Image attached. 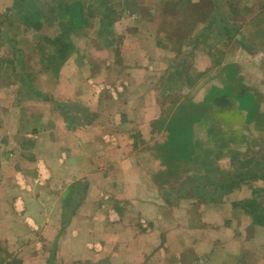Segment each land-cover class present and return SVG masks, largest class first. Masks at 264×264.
Masks as SVG:
<instances>
[{
    "label": "crops",
    "instance_id": "crops-1",
    "mask_svg": "<svg viewBox=\"0 0 264 264\" xmlns=\"http://www.w3.org/2000/svg\"><path fill=\"white\" fill-rule=\"evenodd\" d=\"M130 1L133 6L131 2L129 7L124 6L123 13L127 16L121 19L122 23L118 21L119 16L115 17L106 37L101 34L99 25L92 34L95 25L86 14L84 6L87 0H0V14L5 13L15 23L39 33L48 22L45 8L52 6L55 16L52 19L48 16L51 22L48 26H56L58 30L59 24H63L64 29L73 28L70 36L79 37L81 44L75 46L74 55L62 65L57 76L58 85H87L89 76L84 78L82 73L80 78L77 72L82 71L79 68L90 69L92 76V66L88 65L92 62L90 54L95 53L97 57L102 55V59H106L107 53L111 51L119 55V63H116L114 56L113 64L101 60L103 74L116 71L120 76L121 71H129L128 75L135 80L131 84L145 85L147 82L150 86L153 82L149 80L159 76L163 72L161 69L165 70L167 65L173 68L179 65L178 61L173 60L174 56L169 54L180 55L177 46L182 36L187 39L191 35L189 40L200 47L196 40L200 33L209 30L206 21L211 16L214 3L212 0H156L148 4L150 8L145 6L147 3L140 4L139 0ZM117 6H120L119 3ZM252 15L259 17L261 12H252ZM125 19L128 22H124ZM121 24L124 25L123 33L118 29ZM154 26L156 29L152 31ZM40 33L50 39L62 34L61 31L55 34L50 30ZM120 34L123 43L118 52L113 48L112 39ZM43 35L38 34L37 37ZM91 36L95 44L83 41V38ZM18 48L24 54L23 48ZM131 53L134 58L127 59ZM213 70L214 67H210L208 74ZM142 73H151V76L142 80ZM216 73H222L223 86L208 88L202 99L197 93L191 97L183 96L182 100L174 98L175 111L182 103H192L196 107V120L180 122V130L171 122L158 129L151 119L137 124L139 118H144L142 115L154 107L163 108L159 93L138 89L125 95L117 92L120 87L110 88L107 84L102 85L101 89L106 87L110 91L95 90L91 86L84 88L91 96V102L89 98L85 100L83 94H72L71 99L64 100L79 103L76 104L78 107L63 103L67 115L64 108L50 109L45 101H38V105L32 104L30 110L33 120L23 115L31 105L23 110L16 101L18 103L6 108L8 110L4 109L8 117L19 113L14 120L17 127L14 131L16 134L19 131L22 139L30 138L33 143L24 149L19 148L18 144L16 146L22 154V165L35 170V183L32 194H28L29 198L16 199L13 206L16 228L9 229L17 242L27 243L29 238L26 234H30L33 239H37L34 243H44L53 251L48 255V262L41 255L37 259L33 258V261L38 264H166L171 260L170 264H193L196 261L198 264L200 261L201 264H207L216 248L226 242L232 246L225 248L230 254L234 247H237L234 250L239 254L245 252V245L256 238L255 235H248L249 229L253 228L254 231L256 224L243 206L229 210L232 215L218 233L211 226L199 227L200 209L205 210L206 218L209 219H205L207 221L215 220L214 215L220 210L207 203H193L189 209L182 210L185 218L186 211L190 210L188 213L192 214V209H198L193 217L186 216L188 222L185 228L173 223L159 224L161 218L166 221L169 217L164 210L171 212L161 195V192L164 195L168 193V178L178 182V185L190 184V180H201V175L214 169L227 155L225 153L236 150L241 144L232 140L230 124L235 116L232 108L235 113L241 114L245 107L238 100L245 93L237 91L242 80L239 66L226 64ZM212 78L208 75L195 89H203ZM119 80L124 81V78ZM168 88L174 93L167 94V98L179 95L175 92L178 88ZM225 93L229 98L213 106ZM95 97L98 99L97 105ZM147 99L154 100L150 110L147 109ZM53 100L59 101L57 98ZM80 104L90 106L91 110L84 109ZM71 107L73 113L69 111ZM148 127L158 129L162 135L163 132L167 133L166 141L163 144L160 142L158 146V154L152 150L156 149L157 142L147 137ZM6 129L7 126L4 135H7ZM201 129L204 134L200 132ZM244 136L241 142L245 147L240 146L243 150L248 149L246 145L250 143L248 135ZM21 174H27V171ZM25 176L28 180V176ZM23 178L18 176L21 186L25 185ZM20 191L25 194L24 190ZM181 193L194 198V192ZM239 199L241 202L242 199ZM143 205L148 206L149 211L145 207L141 210L140 206ZM141 211L143 215H140ZM4 227L6 224L0 225V228ZM216 235L224 241H217ZM160 241L164 243L160 245Z\"/></svg>",
    "mask_w": 264,
    "mask_h": 264
},
{
    "label": "rangeland",
    "instance_id": "rangeland-1",
    "mask_svg": "<svg viewBox=\"0 0 264 264\" xmlns=\"http://www.w3.org/2000/svg\"><path fill=\"white\" fill-rule=\"evenodd\" d=\"M120 1L121 0H101V2H104L105 5L103 8L105 11V19H107V15H111V11L109 10V12L107 9V5L110 2H113L115 5V10L117 11V13H115L114 17L119 16L120 18L118 21L121 22V19H123L124 16H127V14L123 13L125 11L124 6L126 5V7H129L130 2L133 6V2L130 0H126L122 4V6H117V8L116 4L118 5ZM154 2H156V0H139L140 4L147 3L145 4V6H149L150 8L151 5L148 4ZM212 2L214 3V0H212ZM92 4L98 6L100 2L98 0L97 2L96 0H93ZM221 4L222 8L224 9V13H226L228 18L230 19V24H237L243 27L241 31V36L244 39L243 42L238 41L235 37L229 40V38L225 35H223L221 41L216 42L214 39V34L211 33L210 35H206L210 32L211 29L205 30L204 32L199 34V37H197L196 41L197 44L200 45V47L195 46V44L189 40V38H191V35L189 37L187 36L188 40L184 39V37L182 36V40H179L177 46L180 55L169 54L170 56H174L173 60L175 62L178 61L177 63L179 65L175 66L174 68L168 67L167 65L165 70L161 69L163 72L160 75L159 73H157V75L159 76H156L155 79L149 80L153 82V84H151L150 86H148L147 82L145 85L131 84V82L133 83L135 80H132L131 75H128L129 71H121L120 76L116 71H110L109 73L103 74V70L100 68V66L101 60H104L105 58L102 59V55H100V57H97L95 53L90 54L92 57V62L88 63V65L92 66L93 77L90 76L91 70L86 69V67H80L79 69H81L82 72H77L78 74H80V78H82V73L84 75V78L85 76H89L86 80L87 85L83 84L81 87L79 85L75 86L74 84L58 85V78L55 77V75L52 73L51 68L49 71L45 62V56L47 54L45 53L46 49L43 48L45 45H48L45 41V38H47V36L43 35V33L40 32H48L50 30L55 34H58V32H60V28L59 30L56 26H54V28H50L51 26H48V23L50 24L51 22H47V25L39 30V33H36V31L34 30L32 31L30 29H26L22 24L19 25L17 24V22L15 23V21L11 20L7 14H0V109L2 108L0 110V225L6 224V227H4L3 229L0 228V264H38L37 261H33V258L37 259L39 255L43 256L44 261L46 260L48 262V255L53 252L51 251L50 247L45 245L44 243H42V245H37V242L34 243L33 241L37 239H33V236H31L30 234H26L29 238L28 240L25 239L27 240V243H23V241L17 242V238L12 237L13 233H11V231L9 230L16 228L15 223L17 220L15 218V215L13 214V206L16 199L18 197H22V199L29 198L28 194H32V191L34 190L33 184L35 183V170L22 165L24 161H22L21 159L22 154L19 148L22 147L24 149L26 146L29 147L31 146L32 142L30 141V138L27 139L24 137V139H22L19 131L17 134L15 133L16 131H14L15 129H17L14 120L19 113L8 117L4 109L9 108L14 103L18 102V105L21 106V108H24L23 110H27V107L31 105L29 107V110H27L28 113L24 111L23 115L24 117L33 120L30 108H32V104L38 105V101L41 103L42 101H45V104L50 109L55 110L57 108H64L63 103L71 104V106L73 107L76 106V104H79L77 101L64 102V100L71 99L72 94H83L85 100L89 98L91 102V96L88 95L86 93V90L84 89L90 86V88H93L95 90H104V92L105 90H110L106 87L104 89H101L102 85L106 86L107 84V86L110 88L120 87L119 91L117 89V92H122V94L125 95L130 92L133 93L135 91H138V89H144L146 92L148 91L152 94L159 93L163 108L154 107V109L148 111L146 115H142L144 116V118L140 117L137 124L141 125L145 121L147 122L151 119L152 124L155 125V127L161 128V126L168 125L171 119L174 117V114L176 112L174 98H176L177 100H182L181 97L183 96L191 97L193 96V93H197L199 94V98L202 99L208 88L214 85H218L220 87L223 86V75L222 73H216V70L222 68L226 64L238 65L241 73L240 77L242 79L238 89H248V91L250 90L252 94H254L255 99L257 100L256 112L260 115L262 113L263 118L261 116H254L250 118L247 109H242L241 114H239L241 118L233 116L230 120V124L232 126L231 138L233 139V141H236V143L241 144L236 147V150L232 149L231 151L225 153L227 155L223 157V159L217 166H214V169L209 170L208 172H205L203 175H201V180H190V184L187 182L182 185H178V182L171 180L170 178L167 179L169 186L168 193L167 195H164L161 192V195L165 201V204L168 205L167 208L170 209L171 212L168 210H164V212L167 213L169 217L166 221L164 218H161L159 220V224L163 225L166 223H173L177 227L185 228V225L188 222V218L186 216L193 217L198 212V209H192V214L188 213L190 210L188 212L186 211L185 218H183L184 212H182V210L189 209L193 203V205L199 204V202L200 205H206L207 203L210 206L215 205L217 209L220 210L216 211L214 215L215 220L207 221L205 220L208 219L206 218L207 216L205 214V210L200 209L199 227L202 228L203 226H205V228H208V226H211V228L218 233L220 232V228L226 224V221L228 220L227 218L232 215V213L229 212L230 209H235V207L239 208L241 206H248L250 203H246L252 200L254 197L256 198L255 205L259 208L263 207L264 209V193L258 192L257 194H253L254 191L256 192L257 190H260V188L264 189V179L262 178L263 175H261V177H258L259 179L251 176L238 177V174L236 175L237 167H239V165L241 164H244V159L250 161L254 156V152L259 153V158L264 157V0H221ZM194 9L195 8H193V10ZM204 9L206 10L207 7H205ZM45 10L47 16H45L46 18H48V16L49 18H52L54 16V10L52 9V6H47ZM121 11L123 14H121ZM258 11L261 12V15L259 16L260 19L257 18L259 20L258 28L260 29L254 30L251 28H247V21L254 17V15L250 16L251 13H257ZM97 18L99 20L100 16L98 15ZM127 19H125L124 22H128ZM250 22L251 21H249V23ZM93 25L95 26L91 30L92 34L93 32H95V28L98 27V21L96 19L93 20ZM122 27H124V25L121 24V26H119L118 28L121 33L124 32ZM155 29L156 26L151 28L152 31H154ZM211 32H213V30H211ZM38 34H42L43 36L37 37ZM204 37H207V39L203 42ZM91 39L93 40L91 41ZM70 40L75 46L81 44L79 37L71 35ZM112 40L114 41V50H117L119 52V47L122 48L123 43L122 35L120 34L117 37H113ZM83 41L91 42L90 44H95L93 36H91L90 38H83ZM19 46L23 48L24 54L19 55V53H17V50H19ZM248 46L249 48H247ZM201 50H203L205 53L201 52ZM107 56L108 57L105 59L107 60V64L109 62L113 64L114 57L116 63H119V61H117L119 60V55L117 53L109 51L107 53ZM75 57L78 56L76 55ZM130 58H134V54L131 53L130 55H128L127 59ZM84 62L85 64H87L86 60H84ZM50 67L53 68L51 64ZM210 67H214V70L208 74V72L210 71ZM162 74L164 75L161 76ZM208 75L213 77L208 82V85H205L203 89L200 90L195 89L199 84L204 82V79ZM146 76H151V73L150 75H144V73H142L140 79L144 80ZM233 77L234 72L231 73V78ZM123 78L124 81L119 80ZM29 79H31L29 82L31 84L30 90L26 89L24 86V83L26 81L28 82ZM97 80H99V83L97 82ZM171 86L172 88H178L177 91L175 90V92H177L179 95L175 93L176 95L167 98V94L174 93V90L170 91L168 88ZM238 92L240 93L241 90ZM37 93L43 94L44 97H37ZM54 98H57V100H59L60 102L62 101V103H60L59 101H54ZM228 98L229 97L227 93L221 95L220 100L214 102L213 106L218 102L222 104V101L227 100ZM97 100L98 99L95 97L94 102L96 105L98 102ZM146 102L147 109L150 110L152 104L154 103V100L147 99ZM172 104L174 105V107H172ZM80 105L84 109L91 110L90 106H83L82 104ZM141 105H143V102H141ZM59 111L62 112V110ZM69 111L73 113V108L71 107ZM65 114H68L66 109ZM246 116H248L249 122L243 123L242 120H244ZM257 117L258 120H255ZM128 120H130V118ZM125 121L127 125L128 122L127 120ZM6 126L8 127V129H6L7 135H4L3 133H5ZM201 127L203 126L201 125ZM153 128H147V130L150 129L147 137L150 136L153 142H157V144L155 145L156 149L152 150H154V152L158 154V149L160 148L158 146L161 145L160 142L164 143L166 141L165 136L167 135V133L165 132V134L163 132L162 135L160 133L161 131L158 132L159 128H154V131H152ZM22 129L26 130L23 126ZM140 129L143 130V127H141ZM200 132L204 134V130L201 129ZM8 133L10 134L8 135ZM244 134L248 135V139L250 142L247 143L246 148L248 149L245 150H243V148H240L241 145L244 146V144H242L241 142L243 138H245ZM17 144L18 146H20L19 148L16 147ZM250 149H253V151H249ZM133 151L134 150H132L131 152L133 153ZM234 151H237V156H235ZM262 165L263 172L261 174H264V164ZM24 170L27 171V174H21L24 173ZM25 175L28 176V180L25 179ZM18 176L24 177L22 180H24L25 185L21 186L18 183ZM20 190H24L25 194H21L22 192ZM181 192H194V198L186 197L187 195H184ZM19 193L21 195H19ZM239 197L242 199L241 202H239ZM211 200H215V202H212ZM233 200L236 201L233 202ZM144 207L146 211H149L148 206L145 205L140 206L141 210ZM152 214L154 215L153 212ZM140 215H143L142 211ZM153 215H151L152 218ZM229 220H231V218ZM19 222L22 223L21 221ZM252 229L253 228L249 229L248 235H255L256 238H254L252 242H249L245 245L246 248L244 247L243 249L245 250L244 253H237L234 250L237 247H234L232 254H230L229 252L225 251V248L227 246L229 248H232V246H230V243H222L218 248H216V251L210 255L209 259L211 260L207 264H264V221L262 225H256L254 231ZM6 232H9V234H7ZM219 240L221 242L224 241L223 238L217 237V241ZM161 243L164 242L160 241V245ZM163 248L166 249L165 245L163 246ZM170 261L171 260L166 262V264H170ZM201 262L202 261H200V264ZM57 264H63V262H57ZM183 264L189 263L183 262ZM193 264H198V262L196 261Z\"/></svg>",
    "mask_w": 264,
    "mask_h": 264
},
{
    "label": "trees",
    "instance_id": "trees-1",
    "mask_svg": "<svg viewBox=\"0 0 264 264\" xmlns=\"http://www.w3.org/2000/svg\"><path fill=\"white\" fill-rule=\"evenodd\" d=\"M98 1L100 2V4L98 6H95L92 4L93 3L92 0H87V4L84 7L86 8V14H87L88 19L91 20L92 23H93V20L96 19L98 21V25L100 26L101 34L106 37V34L109 33V31H110V27H111L112 22L116 19L112 15H115V13H117V11L115 10L114 3L110 2L107 5L108 6L107 9H108V11L109 10L111 11V15H107V19H105V11L103 9L105 6L104 2H101V0H98ZM125 1L126 0H121L119 2V5L122 6V4ZM96 2H97V0H96ZM53 13L55 16L54 11H53ZM121 14H122V11H121ZM98 15L100 16L99 20L97 18ZM54 16L52 18H54ZM257 18L260 19V17H258V16L250 19L249 21H251V22L248 23L247 28H251L254 30L260 29V28H258L259 20ZM47 21L50 22L48 20V18H47ZM229 21H230V19L228 18L226 13H224V9L222 8L221 0H214V8L211 11V16L209 17L208 21H206V28L213 30V32H211V30H210V32L207 33L206 35H210L211 33L214 34V36H215L214 39L216 42L221 41L223 35L227 36L229 38V40H231V38L233 39V37H235L238 41L243 42L244 39L242 36L237 37V35H239V34L241 35V31H242L243 27L240 25H237V24L231 25ZM62 25L59 24L60 31L62 32V34L60 36L56 37L55 39L45 38V41L48 45L47 46L45 45L43 48V49H46L45 53L47 55L45 56V62H46L47 68L49 69V71L51 68L52 73L55 75V77L58 76V73H59L62 65L75 52V45L70 40V34L73 33L74 30H73V28H70V27H68L69 29L68 28L64 29L62 27ZM99 26H98V28H99ZM206 39H207V37H204L203 42ZM247 48H249V46ZM17 53H19V55H21L20 50H17ZM21 58H22V56H21ZM50 64L53 66V68L50 67ZM30 80L31 79H29L28 82L26 81L24 83L25 88L29 89V90H30V86H31V84L29 83ZM240 90L243 93L245 92L244 95H242L238 99L242 102V105L245 106L243 110L247 109V111L249 112L250 118L254 117V116H258V117L261 116L263 118L262 113L260 115L259 113L256 112L257 100L255 99V96L249 92L250 90L249 91H246L247 89H245V90L240 89ZM240 90L237 89V91H240ZM37 95L44 97L40 93H37ZM238 100H236V101H238ZM232 103L234 104V98L232 99ZM195 109H196V107L192 103H182V105H180L178 107V109L176 111V115L171 119V121H170L171 124L175 125L178 128V130H180L181 129V128H179L180 122L183 123L182 121L191 120V119L196 120L197 116H196ZM232 112L235 114V116L237 118H241L239 114L235 113L233 108H232ZM258 117L255 120H258ZM242 121H243V123L249 122L248 116H246L244 118V120H242ZM175 151L176 150H172V152H175ZM249 151H253V149H250ZM234 152H235V156H237V151H234ZM179 153H181V152H179ZM183 154H184V152H183ZM262 164H264V157L259 158V153L254 152V156L250 161H248L247 159H244V164H241V165H239V167H237L236 175L238 174L237 175L238 177H241V176L249 177V176H251V177H255L256 179H259L258 177H261V175H263L262 178L264 179V174H261L263 172V165ZM258 192L264 193V189L260 188V190H257L256 192L254 191L253 194H257ZM248 203H250L248 206H243L244 210L247 212V214L249 216L252 217V219L256 225H258V226L262 225L263 221H264V209H263V207L259 208L258 206L255 205V203H256L255 197L252 200H250L249 202H247L246 204H248Z\"/></svg>",
    "mask_w": 264,
    "mask_h": 264
}]
</instances>
